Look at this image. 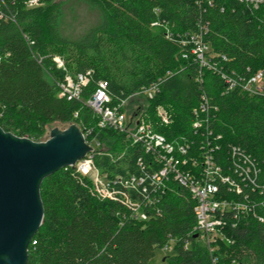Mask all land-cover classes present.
Segmentation results:
<instances>
[{
	"label": "trees",
	"instance_id": "16d2710c",
	"mask_svg": "<svg viewBox=\"0 0 264 264\" xmlns=\"http://www.w3.org/2000/svg\"><path fill=\"white\" fill-rule=\"evenodd\" d=\"M29 1L0 0L2 11L16 18V23L0 20V127L5 132L38 142L52 124L94 128L103 150L116 160L96 156L100 172L111 178L139 176L137 162L147 156L138 148L126 149L124 136L99 130L83 102L99 81L109 83L117 101L162 79L160 93L147 102L148 112L155 120V109L163 106L174 123L157 132L170 141L195 142V154L200 132L195 135L193 129L194 110L205 94L211 130L205 123V139L220 145L224 172H232L228 158L237 148L255 160L260 173L256 187H242L244 195L238 197L242 201L248 195L251 210L239 213L238 220L227 215L223 235L228 240H219L211 253L190 235L196 202L179 184L170 183L157 198L159 215L150 208L149 219L138 221L131 218L125 197L101 199L92 193L89 178L62 169L41 185L44 219L27 264H149L171 240L176 243L169 264H264V96L230 90L221 76L248 78L264 71V6L250 9L239 0H211V6L207 0H40L39 7L28 9ZM82 7L95 14V21L79 22ZM157 17L172 40L165 38L164 28L152 26ZM199 28L207 29L205 42L217 72L205 68L200 75L195 57L177 38ZM55 56L72 76L92 71L81 102L59 98L58 82L66 73L56 67ZM221 190L224 198H236L226 187ZM142 196V189L132 190L129 198L138 202Z\"/></svg>",
	"mask_w": 264,
	"mask_h": 264
},
{
	"label": "built area",
	"instance_id": "2783aa9c",
	"mask_svg": "<svg viewBox=\"0 0 264 264\" xmlns=\"http://www.w3.org/2000/svg\"><path fill=\"white\" fill-rule=\"evenodd\" d=\"M207 1L211 6L212 1ZM198 2L201 3V1ZM239 2L250 9L264 6V0H239ZM3 5L5 4H0V20H10L16 23L14 15L11 13L6 15L2 11ZM40 5V0H31L26 4L28 9H34ZM159 13V10H155L157 16ZM152 26L164 28L165 38L173 39V35L164 27V21L159 17ZM206 33V28H199L197 32L177 36L183 49H189L191 55L195 57V61L201 68L200 75L205 68L218 71L217 64L210 60L213 56H209L210 47L205 42ZM218 58L225 60L224 56ZM53 61L58 70L66 73L63 80L58 82L59 98L81 102L83 91L92 82V71L72 76L67 73L65 62L61 57L55 56ZM221 76L230 90L240 88L250 96H264V71L252 74L248 78L235 79L224 73H221ZM163 82L160 79L115 101L109 92V83L99 81L95 92L86 102H83L84 106L90 109L96 117L99 130H111L124 136L126 149L138 148L147 156V161L140 157L137 162L141 172L139 176L130 175L127 178L119 176L111 178L107 176L108 174L101 176L100 170L95 165L96 156H108L112 161L115 157L103 150L97 136H94L96 131L94 128L82 129L77 125L91 151L74 167L69 168L74 169L82 177L89 178L91 191L99 198L118 200L119 197H125L124 203L131 211V218L138 221L149 219L147 210L156 206L157 198L167 192L170 183L179 184L188 190L196 202L195 225L190 235L213 253L214 245L219 240H228L223 235V231L228 226L227 215L231 214L235 220H238L239 213L245 215L251 210V206L245 202L248 200V195H245L242 201L238 197L244 195L242 187H256L260 171L255 160L241 153L237 148H233L228 158L232 172H224V167L220 164L221 157L218 155L220 145L210 139H205V123L207 130H210L209 120L205 121V116L210 111V101L205 94L201 95L199 106L194 110L193 129L195 135L200 132L198 151L195 154L193 153L195 142L189 143L187 139L170 141L157 132V128L170 127L174 123L172 114L163 106L155 109V120L148 112L147 102L156 98ZM77 117L78 113L75 114V118ZM49 138L37 143L46 142ZM219 138L220 136L217 137L218 140ZM126 153L127 151L121 153L120 157H124ZM222 187H226L227 191L236 198H224L221 195ZM140 189L143 193L141 200L132 201L129 198L130 192ZM155 214L159 215L160 211L155 210ZM259 219L263 222L262 218ZM232 226L235 228L236 224ZM175 243V240H171L163 249L167 250ZM33 244L35 245L36 242ZM189 247L190 245L187 244L186 248Z\"/></svg>",
	"mask_w": 264,
	"mask_h": 264
},
{
	"label": "water",
	"instance_id": "95a60500",
	"mask_svg": "<svg viewBox=\"0 0 264 264\" xmlns=\"http://www.w3.org/2000/svg\"><path fill=\"white\" fill-rule=\"evenodd\" d=\"M91 148L76 125L33 142L0 127V264H27L29 246L42 226L43 181L74 167Z\"/></svg>",
	"mask_w": 264,
	"mask_h": 264
},
{
	"label": "rangeland",
	"instance_id": "374dc122",
	"mask_svg": "<svg viewBox=\"0 0 264 264\" xmlns=\"http://www.w3.org/2000/svg\"><path fill=\"white\" fill-rule=\"evenodd\" d=\"M63 1H67V0H63ZM78 15L80 16L79 22H81L82 24L88 25L91 21H95V14L90 12L88 8H85V7L80 8ZM71 125L73 124L62 125V124L56 123V124L49 125L46 127L40 140L41 141L47 140L50 137V133L55 129L67 130ZM102 174L103 173H100L101 176ZM174 249H175L174 245H171L170 248L167 250H164V249L157 250L155 258L151 260L149 264H169L170 258L175 254ZM217 250H218V247H216V251Z\"/></svg>",
	"mask_w": 264,
	"mask_h": 264
}]
</instances>
